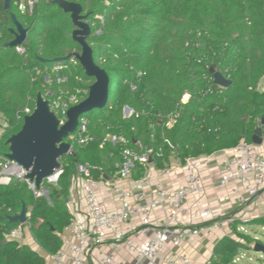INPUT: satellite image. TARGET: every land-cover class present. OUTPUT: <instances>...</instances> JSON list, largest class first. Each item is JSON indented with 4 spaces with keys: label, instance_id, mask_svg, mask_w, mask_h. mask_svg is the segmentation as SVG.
<instances>
[{
    "label": "trees",
    "instance_id": "1",
    "mask_svg": "<svg viewBox=\"0 0 264 264\" xmlns=\"http://www.w3.org/2000/svg\"><path fill=\"white\" fill-rule=\"evenodd\" d=\"M4 1L0 0V118L4 123L0 164L8 152L6 141L20 131L25 110L33 111L37 93H73L93 83L74 57L80 46L71 38L70 16L54 0H39L31 15L18 12L19 0H8V10ZM77 3L91 29L86 41L93 60L110 80L107 105L88 119V132L97 139L113 134L126 138L134 151L151 148L157 154L155 167L162 169L233 149L241 141L250 144L257 128L264 133V0ZM11 15L27 31L24 55L7 46L14 39ZM69 55L70 59H63ZM55 66L68 67L60 72L67 83L57 84L54 76L46 86L42 76L31 81L34 68L48 73ZM213 72L231 85L226 89L213 85ZM184 95L189 98L182 104ZM125 107L133 111L127 118ZM176 113L178 118L168 128V116ZM99 140L73 146V155L60 159L63 173L56 186H45L47 198L35 199L18 182L0 186V264H45L28 246L5 239L16 225L7 216L19 214L23 205L33 209L29 230L38 246L48 255L59 249V235L72 218L66 200L75 164L89 162L113 174L114 163L121 160L119 146L100 148ZM145 171L146 166L138 165L132 177L139 179ZM260 221L264 226V218ZM241 249L244 246L237 241L222 238L214 246L210 264H232Z\"/></svg>",
    "mask_w": 264,
    "mask_h": 264
},
{
    "label": "built area",
    "instance_id": "2",
    "mask_svg": "<svg viewBox=\"0 0 264 264\" xmlns=\"http://www.w3.org/2000/svg\"><path fill=\"white\" fill-rule=\"evenodd\" d=\"M38 1L19 0L16 5L17 10L21 15H31ZM66 1L77 3L78 0ZM100 33L97 31L96 35ZM15 51L19 55H24L26 50L21 45L16 47ZM66 69L68 67L55 66L47 73L46 70L34 68L35 76L31 81L33 82L36 77L46 76V80L50 83V76H54L57 84H65L68 78L60 76V72ZM88 89H76L73 93L58 90L56 96L46 91L42 95L43 100L48 102L49 110L58 119L59 126L66 122L68 109L87 97ZM188 98L189 95H184L181 103H186ZM132 112L127 107L123 109L125 118L132 115ZM30 114L31 111L26 109L25 116ZM177 118V113L169 115L166 126H172ZM2 134L3 128H0V142ZM97 140L99 139L88 132V121L81 117L75 132L70 134L64 142L70 144L69 153H73V145L85 147ZM106 145L119 146L121 149V160L114 163V172L110 174L109 180L104 179L106 175L101 167L90 163L75 164L72 183L74 180L81 181L80 189L83 192L85 211L81 212L80 216L71 212L76 196H73L72 190H69L67 205L72 218L59 235L61 246L51 255L52 264H90V253L107 242L110 243L112 250L125 251L131 257L132 264H191L186 253L177 251L184 243L192 239L202 235H212L218 230L220 224L216 221L217 215L208 206L200 204L194 210L186 208L191 198L199 199L205 196L206 190L201 173L203 170L210 169L212 156L189 158L177 167L158 169L153 165V157L157 154L151 148L131 150L126 138L113 134H107L99 140L100 148ZM228 154L229 156L224 157L220 163L221 174L218 184L222 187L229 182L239 184L241 192L236 193V201L239 205H244L264 191V155L253 144L244 141L228 150ZM150 159L152 163H149ZM3 160L0 164V186H8L12 182L24 184L35 199L47 198L48 192L45 186H56L63 173L59 160V168L44 179L37 188L35 182L27 177L28 171L21 165L6 157ZM138 165L146 167L153 165L154 180L148 173L137 180L132 179V172ZM176 169L183 172V182L177 188L170 189L160 182L159 178L171 176ZM102 192L115 198L117 204L115 210H106L102 202L105 195ZM32 210L31 206L26 208L25 222L17 223L15 227L9 229L5 234L6 240H14L20 244L25 231L30 228L29 219ZM156 210L161 212V216L153 224ZM192 216L200 223L194 224ZM11 217L13 215L7 216L8 221ZM134 217L138 221L139 227L136 230L138 234L146 235L154 230V238L137 243L126 230L120 228L122 224L129 225ZM205 222L211 223L203 225ZM131 232L134 233V229ZM137 232L134 235H137ZM167 249L171 251L161 258L160 255L167 252ZM97 264H115V257L113 254L101 255Z\"/></svg>",
    "mask_w": 264,
    "mask_h": 264
},
{
    "label": "water",
    "instance_id": "3",
    "mask_svg": "<svg viewBox=\"0 0 264 264\" xmlns=\"http://www.w3.org/2000/svg\"><path fill=\"white\" fill-rule=\"evenodd\" d=\"M64 13L69 14L74 26L71 38L80 46V53L74 57L84 71L86 77L93 80L89 86L87 97L68 109L66 122L59 126L56 116L49 110L48 102L43 100L42 95L37 93L34 108L30 115L23 119L20 131L11 136L6 141L8 160L15 161L28 171V178L33 180L38 187L42 181L52 175L60 166L59 160L70 152V144L64 142L65 139L75 132L79 119L94 110H102L108 103L110 80L106 72L95 64L92 56V49L87 43V38L91 35V29L86 21V15L82 12V7L66 0H54ZM8 0L4 1V9L8 10ZM14 25V39L7 45L9 48L21 46L27 37V31L11 15ZM69 55L64 60L70 59ZM43 61V60H41ZM213 85L228 88L231 82L225 79L219 72L212 73ZM264 122L262 121V124ZM251 142L255 146L263 144V132L261 128L254 131ZM174 148L176 145L172 144ZM152 160H149V163ZM26 207L23 205L18 215L9 218L10 223L25 222ZM254 252L264 255V245L255 244Z\"/></svg>",
    "mask_w": 264,
    "mask_h": 264
},
{
    "label": "crops",
    "instance_id": "4",
    "mask_svg": "<svg viewBox=\"0 0 264 264\" xmlns=\"http://www.w3.org/2000/svg\"><path fill=\"white\" fill-rule=\"evenodd\" d=\"M170 127L171 126H169L168 128ZM250 144H252V142ZM255 147L258 149V151L261 154L264 155V133H263V144L261 146H255ZM227 156H229L228 150L221 151L219 153L212 155L211 160H210L211 162L210 169L203 170L201 173V178L205 186V190H206L205 196L199 199L191 198L190 200H188L186 208L194 210V208H196L200 204L201 205L203 204L205 206L210 207L217 215V218L219 216H225V214L230 213L231 211L236 210V209H237L236 212H238L242 208H244L243 212L246 213L247 216H249L250 213L257 214V213L264 212V191L261 192L259 196L256 197L254 200L247 201L244 205H239L236 201V193L241 192V186L233 182H229L226 186H223V187L218 184V180L221 174L220 163L223 160V158ZM83 163H89V162H83ZM150 163H152V161ZM153 165L147 166L145 173H148V175L152 176V179L154 180L155 173H154ZM177 166H179L177 162L174 163V165H172V167H177ZM74 175H75V171H74ZM105 175L106 176H104V179L109 180L110 174H107L105 172ZM132 179L134 178L132 177ZM159 179H160V182H162L168 188L175 189L183 182V172L181 170L176 169L174 172L171 173V176L165 177V178L161 177ZM134 180H137V179H134ZM73 182L74 183L71 182L72 186L70 185V190H72L71 193L73 194V196H76V199H75V203H73L71 206V212H75L74 213L75 215L80 216V213L85 211V205L83 202V192L80 189L81 181L74 180ZM102 194L105 195L102 198V202L105 205L106 210L108 211L115 210L117 208L115 198L113 196L108 195L106 192H102ZM66 202H68V200H66ZM160 216H161V212L159 210H156L154 212L153 220L154 219L155 220L153 224L155 223V221H158ZM191 219L194 224L200 223L197 219L195 220L193 216L191 217ZM218 222L220 223L219 228L212 235H202L200 237L192 239L184 243L177 252L186 253L189 256L190 261L193 260L194 264L205 263L209 259L211 255L210 253L213 250L215 243L221 238L218 236L220 235V232H219L221 231L220 228L222 227L224 223H221L220 221ZM138 227L139 226H138V221L136 217H134L131 220L129 225H124V224L120 225V228H123V230H126L128 235L132 236L137 243L145 242L149 238H154V234H155L154 230L149 231L146 235H141V234H138L139 232L136 231ZM29 229L25 231L23 240L20 242V244L28 246L31 250L37 252L40 256H42L44 258L45 264H52L51 255H48L47 253H45L38 246V244L33 239V236ZM133 229H134V233L131 232ZM136 232H137V235H134L136 234ZM216 233H219V234L215 235ZM38 248L40 249V252L37 250ZM169 251L171 250L167 249V252L165 251L162 255H160V257L161 258L165 257L169 253ZM108 254L114 255L115 264H132L131 257L125 251L116 252L112 250V247L109 242L103 244L100 247H97L90 253L89 263L97 264L98 259L101 255H108ZM210 261L208 262V264H210ZM191 264H193L192 261H191Z\"/></svg>",
    "mask_w": 264,
    "mask_h": 264
},
{
    "label": "rangeland",
    "instance_id": "5",
    "mask_svg": "<svg viewBox=\"0 0 264 264\" xmlns=\"http://www.w3.org/2000/svg\"><path fill=\"white\" fill-rule=\"evenodd\" d=\"M48 82L49 80H46V76H44L43 85L46 86ZM261 84L262 85L264 84V80H262ZM96 114H97V110H94L92 112L84 114L83 117L88 120L91 116L93 115L95 116ZM3 126L4 123L0 118V127ZM243 210L244 208L236 212L237 211L236 209L231 211L230 213L225 214V216H219V218H221L220 222L224 224L220 228L221 231H219L220 235L218 237H221L220 239L230 238L244 246V249L243 250L241 249L238 252V255L235 257V260L232 262V264H264V255L262 253H256L253 250V246L255 245V243L264 245V226L260 225L261 223L260 219L264 218V212L257 214L250 213V215L247 216V214L244 213ZM228 216L229 218L225 219ZM217 234L219 233H216L215 235ZM244 236H249L252 242H248V240H246L247 238H245ZM37 250L40 252L39 248ZM212 253L213 250L210 253L211 255L209 259L205 263H201V264H208V262L212 258ZM191 261L194 264L193 260Z\"/></svg>",
    "mask_w": 264,
    "mask_h": 264
}]
</instances>
